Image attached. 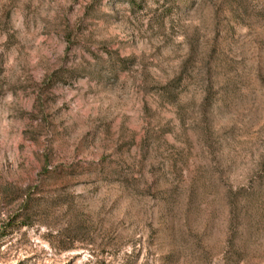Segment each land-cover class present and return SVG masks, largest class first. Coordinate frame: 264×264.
Masks as SVG:
<instances>
[{"label":"rangeland","instance_id":"obj_1","mask_svg":"<svg viewBox=\"0 0 264 264\" xmlns=\"http://www.w3.org/2000/svg\"><path fill=\"white\" fill-rule=\"evenodd\" d=\"M0 264H264V0H0Z\"/></svg>","mask_w":264,"mask_h":264}]
</instances>
